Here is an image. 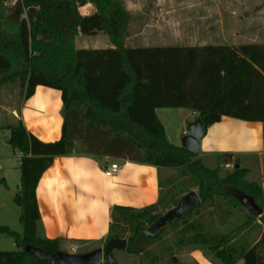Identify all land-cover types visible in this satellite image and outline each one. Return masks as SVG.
I'll list each match as a JSON object with an SVG mask.
<instances>
[{
  "label": "trees",
  "instance_id": "16d2710c",
  "mask_svg": "<svg viewBox=\"0 0 264 264\" xmlns=\"http://www.w3.org/2000/svg\"><path fill=\"white\" fill-rule=\"evenodd\" d=\"M86 3L95 12L81 15L78 7ZM130 21L122 0H16L9 7L0 0V86L18 79L23 101L38 85L59 90L63 115L61 137L56 141L39 140L21 122L5 127L7 143L22 154L19 190L13 197L20 208L22 234L8 226H0V233L16 244L67 252L60 249L59 239L36 234L37 183L55 156L110 154L175 169L183 179L171 178L156 204L141 209L114 206L103 245L124 238L127 254L160 264L171 248L161 247L157 254L148 248L162 243L168 228L180 234L177 247L199 248L216 264H264V201L259 183L246 179L248 170L231 153L220 154L217 166L208 168L197 155L169 143L155 113L160 107L195 111L204 133L222 116L261 122L264 144V43L130 48L125 45ZM98 32L108 37L111 47H75L76 35ZM229 162L232 169L222 175L221 167ZM4 183L1 179L0 184ZM183 186H187L184 191ZM193 186L199 204L158 231L148 232L163 214L161 210L175 206ZM228 189L251 196L263 213L248 212ZM222 202L246 210L244 227L260 221L263 229L254 244H232V233L210 232L197 219L209 206L222 220L228 214ZM192 216L196 218L190 220ZM90 250L77 247L75 253ZM0 264L49 262L16 249L0 251ZM165 264L183 263L171 254Z\"/></svg>",
  "mask_w": 264,
  "mask_h": 264
},
{
  "label": "crops",
  "instance_id": "0c3cea01",
  "mask_svg": "<svg viewBox=\"0 0 264 264\" xmlns=\"http://www.w3.org/2000/svg\"><path fill=\"white\" fill-rule=\"evenodd\" d=\"M78 11L81 15H90L95 12V7L86 3L79 6ZM104 35L98 32L92 36L104 39ZM84 37L86 36L83 35ZM223 37L222 39H225ZM251 43L260 42L251 39L241 44ZM202 45L207 44H198ZM108 47H111V44L107 46L106 43L105 48ZM14 84L0 86V128L15 126L21 122L28 132L41 141L58 140L63 123L60 91L38 85L30 98L22 100L19 106L15 107ZM15 93L17 97L20 95L18 91ZM155 113L164 128L168 142L176 146H181L180 141L186 134V127L197 115L195 111L173 107L156 108ZM199 144L200 152L197 156L201 160L204 159V165L205 161L207 162L208 166H205L208 168L220 154L231 153L240 158L241 166L248 170V177L252 171L249 164L251 161L255 162L258 178L255 182L262 188L264 201V144L261 122L222 116L218 122L206 129L203 137L199 139ZM12 153L17 159L14 169L19 170L22 154L13 150ZM112 163H116L119 169L109 177L103 170ZM0 168L3 169L2 165ZM170 170L171 168L156 167L110 154L74 152L70 155L55 156L51 165L41 175L35 189L39 211L36 234L44 239H59L60 249L69 253L74 252L73 247H88L91 250L101 247L109 231L112 208L122 206L141 209L156 204L163 190L162 178ZM2 179L4 184H7L5 175ZM19 216L20 208L18 223ZM259 223L260 221L256 220L246 227L257 225L262 232L263 228ZM17 233L21 235L22 231ZM259 236L249 244H254ZM112 256L114 264H138L139 261L137 256L127 254L125 250L113 249ZM186 258V263L178 259L183 264H216L199 248H191Z\"/></svg>",
  "mask_w": 264,
  "mask_h": 264
},
{
  "label": "rangeland",
  "instance_id": "374dc122",
  "mask_svg": "<svg viewBox=\"0 0 264 264\" xmlns=\"http://www.w3.org/2000/svg\"><path fill=\"white\" fill-rule=\"evenodd\" d=\"M122 1L132 14L126 45L130 48L195 46L198 44L238 46L242 42H247L251 39L264 43V0ZM14 2L15 0H4V4L7 7L14 4ZM76 37L74 45L78 49H100L105 48L106 43L107 46L110 45V41L105 35L104 39L95 36L83 38V35H80L77 39ZM222 37L225 39H222ZM13 83H15V92L18 91L19 93L21 90L19 80L16 79ZM7 84L10 83H6L5 85ZM6 92L8 94V90ZM9 92L12 93V91ZM15 92H13V99H15V105H13L17 107L22 102V96L20 92V95L17 97ZM9 103H11V100ZM8 137L9 131L6 128H0V165L3 168H0V180L5 175L7 181V184H0V226L6 225L15 232H21L22 227L18 223L19 208L13 200L14 193L19 190V170L14 169L17 159L13 155L10 145L7 143ZM202 160L204 161V159ZM238 160L240 164V158ZM217 164L218 158L209 167L214 168ZM205 165H207L206 161ZM249 165L252 171L248 177L246 176V179L257 181V164L251 161ZM231 169V166L223 165L221 167V174L223 175ZM173 177L177 181L183 179L177 170L171 169L162 178V192L166 190L167 182ZM186 188L187 186H183L182 190L184 191ZM191 190L196 191V187L193 186ZM228 191L234 195L236 194L235 189H228ZM221 207L228 211L227 216L222 218V220L217 218L213 208L209 206H207L206 210H201V214L197 219L208 226L210 232L232 233V244L239 245L240 242H244V244L249 245V243L257 239L261 232L259 226L252 225L251 228H247L242 225L247 218L246 210L237 209L229 204H223V202ZM166 210L163 209L161 212L164 213ZM207 211H212V215H207ZM194 218L196 217L192 216L189 219L192 220ZM179 235L176 231H171L167 228L162 233V243H155L149 246L148 249L151 254L159 253L158 251L161 247L171 248V250L166 251L161 256L160 264H165L171 254L178 257L182 262H187L186 255L193 247H177L175 241ZM16 249L15 240L0 233V251H14ZM138 259V264H150L149 260L144 256L143 258L138 257Z\"/></svg>",
  "mask_w": 264,
  "mask_h": 264
},
{
  "label": "water",
  "instance_id": "95a60500",
  "mask_svg": "<svg viewBox=\"0 0 264 264\" xmlns=\"http://www.w3.org/2000/svg\"><path fill=\"white\" fill-rule=\"evenodd\" d=\"M203 129L200 119H195L192 123L186 127V134L181 138V146L192 154H199L200 144L199 139L203 137ZM235 198L239 203L247 209L248 212L253 215L260 216L263 213V209L260 208L249 195H246L240 190H236ZM200 200L195 191L190 190L183 194L176 205L166 210L154 224L148 229V232H156L174 219H178L186 213L194 209ZM17 249L30 253L35 258L48 261L49 264H101L107 261L109 264H114L112 250L119 249L125 250L126 239L113 238L105 242L102 247H97L83 254L69 253L63 251H44L31 244H16Z\"/></svg>",
  "mask_w": 264,
  "mask_h": 264
},
{
  "label": "built area",
  "instance_id": "2783aa9c",
  "mask_svg": "<svg viewBox=\"0 0 264 264\" xmlns=\"http://www.w3.org/2000/svg\"><path fill=\"white\" fill-rule=\"evenodd\" d=\"M16 1V0H15ZM226 166H231L230 164H226ZM119 169V166L116 164V163H112L110 164L109 167H106L103 171H104V174L106 176H113ZM72 250L75 252L76 251V247H73Z\"/></svg>",
  "mask_w": 264,
  "mask_h": 264
}]
</instances>
